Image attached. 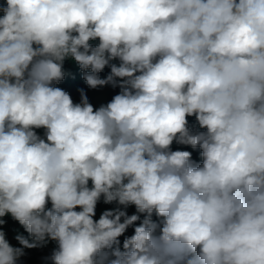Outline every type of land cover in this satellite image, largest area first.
<instances>
[{"label": "clouds", "instance_id": "9594fccd", "mask_svg": "<svg viewBox=\"0 0 264 264\" xmlns=\"http://www.w3.org/2000/svg\"><path fill=\"white\" fill-rule=\"evenodd\" d=\"M29 250L264 264V0L0 2V264Z\"/></svg>", "mask_w": 264, "mask_h": 264}, {"label": "trees", "instance_id": "16d2710c", "mask_svg": "<svg viewBox=\"0 0 264 264\" xmlns=\"http://www.w3.org/2000/svg\"><path fill=\"white\" fill-rule=\"evenodd\" d=\"M0 2H2V0H0ZM108 70H106L107 72ZM60 87L64 88L66 91H69L70 94L72 95L73 99L75 102H79V92H78V88L80 87H85L83 81L79 78V75L77 74V78L75 80L69 79L66 82H64L63 84L59 85ZM90 102L93 105H96V97L98 95V93L101 91H94V90H87ZM118 89L117 90H112L111 88H108V92H107V102L111 100L112 96L117 94ZM194 158L195 159H199L198 153H194ZM13 227H18V225H13L11 222L9 224V231L11 234V229ZM13 243H15V241H13ZM48 250H45L44 252H41L39 250H29V257L27 258V264H40V257L44 254H47Z\"/></svg>", "mask_w": 264, "mask_h": 264}, {"label": "rangeland", "instance_id": "374dc122", "mask_svg": "<svg viewBox=\"0 0 264 264\" xmlns=\"http://www.w3.org/2000/svg\"><path fill=\"white\" fill-rule=\"evenodd\" d=\"M107 92L108 88L101 90L96 97V105L94 107H99L102 103H107ZM40 134H42V130H40Z\"/></svg>", "mask_w": 264, "mask_h": 264}]
</instances>
